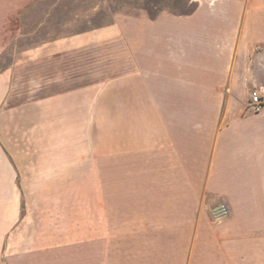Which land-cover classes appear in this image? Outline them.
<instances>
[{"label":"crops","instance_id":"0c3cea01","mask_svg":"<svg viewBox=\"0 0 264 264\" xmlns=\"http://www.w3.org/2000/svg\"><path fill=\"white\" fill-rule=\"evenodd\" d=\"M32 1L0 0V56ZM28 53L0 66V264H264V105L246 107L264 97V0Z\"/></svg>","mask_w":264,"mask_h":264},{"label":"rangeland","instance_id":"374dc122","mask_svg":"<svg viewBox=\"0 0 264 264\" xmlns=\"http://www.w3.org/2000/svg\"><path fill=\"white\" fill-rule=\"evenodd\" d=\"M21 1V0H20ZM36 0H33L32 2H29L26 8L21 9L20 13L18 15V19L16 22V19L13 18L11 21H9L6 25H3L5 37L7 38V43L5 51L0 56V66L7 65L11 63L12 60L18 57L19 60H24L28 56V50H31L32 48H35L37 46H41L46 42L47 40L53 39V38H62V37H69L72 34L68 33L67 28H71V21L69 18H63L62 15L57 19L60 23L62 21L63 25H57L58 28L62 31L60 32L61 35L55 36L54 33H47L46 30H50V26L47 22H42L39 24L40 21L46 18L45 11L47 10V3L42 1L39 4H34ZM201 1H207V2H213L214 0H189L186 5H182L179 8H176V12L184 11L187 9L193 8L198 2ZM235 1V0H233ZM208 10V15L210 18L216 17V14L212 13V10L210 8ZM5 11V10H4ZM162 11L169 12L166 9L160 10L159 13ZM148 16L146 11L140 7L132 6V7H122L118 9L115 14L113 15L112 22L117 18H127V17H139V16ZM63 18V19H62ZM56 20V19H54ZM57 24V23H56ZM56 26V25H55ZM37 29L34 35H22V31L26 30H33ZM110 32V31H108ZM108 32H103L102 35L99 37H104L108 34ZM113 33H117V31H113ZM250 111H253L251 108H249ZM86 203V202H84ZM67 257H73L74 256V248L68 247L66 250H62ZM63 255V253H62Z\"/></svg>","mask_w":264,"mask_h":264},{"label":"trees","instance_id":"16d2710c","mask_svg":"<svg viewBox=\"0 0 264 264\" xmlns=\"http://www.w3.org/2000/svg\"><path fill=\"white\" fill-rule=\"evenodd\" d=\"M42 1L48 5L45 11L46 18L39 24L47 22L51 26L46 32H52L55 36H60L62 32L57 26L58 24L63 25L62 21L59 23L57 20L60 15L71 21L72 26L70 29L67 28L68 33L76 34L111 24L113 15L122 7H140L150 18L155 17L162 9L173 14H187L192 11V8L180 12L175 11L176 8L186 5L189 0H36L34 4ZM36 30L22 31L21 34L34 35Z\"/></svg>","mask_w":264,"mask_h":264},{"label":"built area","instance_id":"2783aa9c","mask_svg":"<svg viewBox=\"0 0 264 264\" xmlns=\"http://www.w3.org/2000/svg\"><path fill=\"white\" fill-rule=\"evenodd\" d=\"M263 105L264 97L261 96L259 89H250L246 107L251 108L253 111H259ZM228 213L229 209L224 201H220L216 205L209 208V214L213 220L224 218L228 215Z\"/></svg>","mask_w":264,"mask_h":264}]
</instances>
